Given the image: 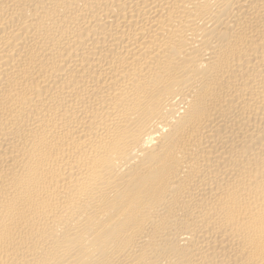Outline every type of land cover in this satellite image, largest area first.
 Here are the masks:
<instances>
[{"label":"bare ground","instance_id":"6f19581e","mask_svg":"<svg viewBox=\"0 0 264 264\" xmlns=\"http://www.w3.org/2000/svg\"><path fill=\"white\" fill-rule=\"evenodd\" d=\"M0 264H264V0H0Z\"/></svg>","mask_w":264,"mask_h":264}]
</instances>
